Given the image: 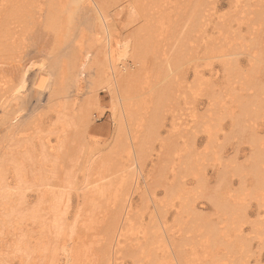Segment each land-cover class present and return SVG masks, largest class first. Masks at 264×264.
<instances>
[{
	"label": "bare ground",
	"instance_id": "bare-ground-1",
	"mask_svg": "<svg viewBox=\"0 0 264 264\" xmlns=\"http://www.w3.org/2000/svg\"><path fill=\"white\" fill-rule=\"evenodd\" d=\"M171 1L173 0H0V264H41L43 252L49 250L48 233L53 230L56 235L53 240L54 250L61 242L66 244L64 264L92 263V254L84 253L83 249L76 247L75 242L83 215L81 204L70 222H66L59 213L66 189L75 188L76 185V173L70 167L73 161L79 164L75 159L78 154L70 162L65 161V157L74 153L69 149L71 151L67 150L68 155H65L68 139L66 133L68 129H72L75 143L80 136L84 139V130L87 131L86 126L92 123L91 117L99 104V91L107 90L111 103L110 115L115 125V140L108 152L101 154L102 150L95 147L94 154L91 153L92 150L83 156L80 164L83 175L88 181L94 165H102L113 159L117 151L127 155L131 162L129 166L134 167L133 170L141 169L145 159L154 150L152 144L160 137V128L165 125L167 113L172 112L180 102L181 85L171 77L175 75L183 55L180 53L172 58L167 48L162 49L160 41L164 36L177 31L176 34L180 33L181 38L189 40L193 32L201 31L204 24L201 19L205 17V0H175L182 4L186 2L184 8L174 2L175 9L172 12L180 15L181 11L182 15L174 19L172 17L164 24L161 21V11L169 7ZM119 13L126 15L127 25L135 24L133 30L119 36L118 43L114 46L112 15ZM29 29H33V38H38L40 50L45 56L53 51L57 53L47 71L51 78L47 91L48 111L38 112L36 117H26L23 114V111L28 112L29 102L24 93L18 92L20 87H29ZM73 33L79 36L84 48L87 79L80 86L77 85L75 89L78 93H74L73 100L69 103L64 99L72 97L68 87L74 85L69 82L76 78L71 69L77 64V53L73 46L61 52L58 42H67ZM201 37L203 38V34ZM251 44L255 46L257 41L253 40ZM89 51L91 57L88 58ZM63 57L65 61H62ZM232 57L230 51L228 73H241L238 76L244 79L241 85L246 86V90L253 91L251 96L239 102L240 112L232 121V130L238 134L246 133L253 145L257 142L264 144V138L255 132L256 123L247 124L246 120L247 117L253 119L262 115L260 111L264 108V74L253 70L255 61L246 72H240V67ZM258 60L261 61V58ZM258 69L262 70L261 67ZM76 94L81 97L77 98ZM253 109H257V112ZM173 120L172 118L171 128L175 127ZM206 130L207 141L211 145L215 143L214 137L209 129ZM69 135L70 133L67 136ZM168 135L172 136V133L169 132ZM80 144H77V148L82 147L78 149L81 152L84 148L81 140ZM67 145L68 148L74 146ZM166 149L167 153L157 158L159 166H155V178L151 180V184L161 183L163 178L159 176H165L169 170L175 171L176 163L181 167L179 173L196 174L193 171L194 153L190 146L187 150L184 146L177 147L172 139L167 142ZM254 149L256 151L252 154L248 171L255 178L252 193L259 195L264 190V147ZM180 150L184 153L179 154ZM215 153L217 151L213 152ZM103 155L105 159L99 162ZM65 166L69 169L66 170ZM218 166V183L210 192L215 211L228 214L229 211L240 212L243 208L232 193L233 189L228 186V182L231 183L228 181V174L230 171L241 174L242 167L232 166L230 163L224 166L221 162H218ZM106 176L96 175L85 184V187H91L90 190L95 187L90 184L96 185L95 192L91 191L94 193L91 195V206L101 204L104 199L112 213L110 218L107 217V212L101 216L105 217L102 221L104 223L97 227V235L102 238V242L96 248H100L103 255L104 252L111 255L110 251L113 253L115 248L121 251L123 247H128L125 252L130 255L134 264H143V260L148 264H190L185 245L191 243V240L188 237L172 240L166 230L161 231L163 219H160L158 210L149 224L141 228L143 240L140 241L138 236L132 238L135 224L126 217L122 206L118 208L116 203L124 195L119 184H125L127 180H123L121 176L117 182L118 189L101 188ZM196 178L200 179L198 175ZM81 185L82 181L79 186ZM149 186L147 183V190ZM166 189L169 196H179L183 185L179 179H175ZM263 204L264 201L261 202ZM111 206L114 207L112 210ZM182 210L187 219L184 228L180 226L181 230L186 233L199 232L209 245L215 246L221 242L226 249L223 255L211 258V264H249L247 260L251 252V238L246 240L237 236L233 241L224 240L217 222L195 212L189 199L182 204ZM47 219H51L50 224H46ZM259 222L260 224H253V233L264 244V220L260 219ZM29 225L31 227L27 229ZM227 231L228 229L224 235H228ZM127 239L129 243L122 245ZM158 244L162 247H158ZM55 261L50 264H60L57 259Z\"/></svg>",
	"mask_w": 264,
	"mask_h": 264
},
{
	"label": "rangeland",
	"instance_id": "rangeland-1",
	"mask_svg": "<svg viewBox=\"0 0 264 264\" xmlns=\"http://www.w3.org/2000/svg\"><path fill=\"white\" fill-rule=\"evenodd\" d=\"M174 2L176 1H171L169 7H165L166 9L161 11V21L164 24H167L172 17L174 19L182 15L181 11L180 15H175L172 12L175 9ZM77 5L79 8L80 1L77 2ZM185 5L186 2L184 4L179 3L180 7L184 8ZM204 13L205 17L201 19L204 21L202 29L193 32L190 36L191 39L181 38L180 33L176 34L177 31L172 35L164 36L160 41L162 49L167 48L172 58H176L177 54L180 53L183 55L180 65L176 67L175 75L171 77L181 85L179 90L180 102L172 112L167 113L164 119L165 125L160 128V137L152 144L154 150L145 159L146 161L140 170H133L134 167L129 166L131 162L127 155L122 151H117L113 159L103 162L102 165H94L95 168L90 170L88 181L83 175L80 166L83 162V156L92 150L91 153L94 154L95 147H99L102 150L101 154H104V152L112 149L111 146L115 140L113 133L115 125L110 115L111 103L107 90L99 91V104L91 117L92 123L90 122L91 124L86 126V128L88 127L87 131L84 130L85 140L81 139L80 136L75 143L76 138L72 135V129H68V133H66L67 144L74 146L68 148L69 145L65 144V155L69 149H72L71 153H74L73 155L70 153L69 158L65 157V161L70 162V159H73L76 154L80 157L78 158L77 155V158L74 157L76 162H79L76 164L73 161L75 167L73 163L72 167L75 169L70 167L71 163L68 165L76 173V185L75 188L66 189L59 213L66 222H70L79 204H81L83 215L79 221L78 238L75 242L76 247L83 249L84 253L92 254L91 264H108V262L112 264H134L133 259L125 252L128 247H123L121 251L115 248L113 253L110 251L111 255L105 252L103 255L102 250L96 248L102 242V238L97 235V227L104 223L102 221L105 217L102 218L101 216L107 212L106 215L110 218L112 213L108 210V204L105 203L104 199L101 204H96L95 207L91 206L93 204L91 195L94 194L91 191L94 190L95 192L96 185L95 183L90 184L95 186L90 190L91 187H85V184L92 181V177L100 174L107 175L106 181L101 185V188L105 189H118L119 183L117 182L120 181L121 176L123 180H127V183L119 184L120 191L124 195L121 199H117L116 203L118 208L123 207L121 209L125 212L126 217L135 224L133 229L135 234L133 233L132 238L135 239L138 236L141 238L140 241L143 240L142 236L144 235L140 232L141 228L149 224L152 216L158 210L161 214L160 219H163V224L160 226L161 231L166 230L167 235L171 236L172 240H181L185 237L191 240L189 241L191 243L185 245L189 252L190 264H211V258L223 255L226 249L221 242L215 246L209 245L204 241L205 237H202L199 232L186 233L181 230L180 226L184 228L187 219L182 210V204L185 203L186 199H189L195 212L203 218L217 222L224 240L233 241L237 236L246 240L251 238V252L247 261L249 264H264V244L260 243L259 237H254L255 234L253 233V224H260L259 220H264V204L261 205V202L264 201V190L259 195L252 193L251 189L255 184V178L248 171L252 154L256 151L254 147H264V144L257 142L253 145L246 133L238 134L232 130V121L240 112L239 102L241 103L245 98L251 96L253 91L246 90L248 88L241 85L244 82L243 78L238 77L242 75L241 73L233 75V73H228L227 69L231 51L232 59L240 67V72H246L255 61L253 70L255 69L261 75L264 74V21H262L264 20V0H205ZM134 24L127 25V17L124 13L112 15L111 32L114 46L117 45L118 38L122 33H129L134 29ZM202 34L203 38L201 37ZM33 36V29H29V87L27 89L20 87L18 91L20 94L24 93L26 101L29 102L28 112L23 111V114L27 115L26 117L32 115L36 117L38 112L48 111L47 91L51 78L47 71L57 54L53 51L49 56H45L40 50L38 38L36 37L34 40ZM253 40L257 41L255 46L251 44ZM58 45L61 52L73 46L77 53V64L74 69H71L76 78L75 81L72 80L73 83L69 82L74 85L68 87L72 97L64 99L70 103L74 93H78L75 89L77 85L80 86L87 79L84 65L87 59L84 57L85 52L83 45H81V39L76 33H73L67 42L62 40L58 42ZM90 53V51L87 52L88 58L91 57ZM257 54H260V57L256 56ZM260 58L261 61L258 60ZM62 61H65L64 57ZM258 67H261L262 70L260 71ZM76 95L77 98L81 97L79 94ZM254 111L257 112V109ZM260 112L262 113L260 117L253 119L247 117L246 120L247 124L255 122L256 134L264 138V108ZM172 118L175 122L173 128H171ZM206 129H209L214 137L215 143L213 142L211 145L207 141L208 131ZM169 132L172 133V136L168 135ZM69 133L70 135L67 136ZM172 139L177 147L184 146L186 150L188 146L191 147L194 153L193 171L195 170L194 173L196 174L183 175L179 173L181 167H179V163H176L175 171L169 170L165 176H159V178H163L161 183L151 184V180L155 178V166H159L158 159L167 153V142ZM80 140L85 148L81 152L78 151L82 148L80 147L82 146ZM78 143L80 148H77ZM90 148L93 149L90 150ZM214 151L217 153L213 154ZM178 153L183 154L184 151L180 150ZM103 159H105V155L99 162H102ZM218 162L224 166L230 163L232 166L240 165L242 167L241 174H234L231 171L228 174V181H231V183L228 182V186L233 189L232 193L236 196V200L241 202L239 205L243 208L240 212L229 211L228 214L215 211L210 199V192L218 183ZM65 163L67 165V162ZM68 166H65L67 167L66 170L69 169ZM76 166H78L77 170ZM196 175L200 179H197ZM175 179H179L183 189L179 196H169L166 187L172 184ZM81 181L83 186H79ZM147 183L150 185L148 190L146 188ZM113 208L111 206V210ZM45 222L50 224L51 219H47ZM30 227L31 225L27 226V229ZM227 229L228 235H224ZM55 239L56 235L53 230V232L48 233L47 246L49 250L43 252L44 257L41 264L55 263L56 259L60 264H64L66 244L63 241L54 250L53 240ZM128 243L129 239L126 242L123 241L122 245L125 246ZM158 247H162L161 244H158ZM158 251L160 252V250ZM142 263L148 264L146 260H143Z\"/></svg>",
	"mask_w": 264,
	"mask_h": 264
}]
</instances>
